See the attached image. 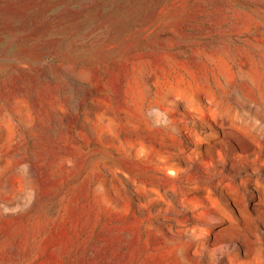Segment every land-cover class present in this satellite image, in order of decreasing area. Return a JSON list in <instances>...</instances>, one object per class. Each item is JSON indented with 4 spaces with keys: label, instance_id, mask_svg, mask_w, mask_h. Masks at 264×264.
<instances>
[{
    "label": "rangeland",
    "instance_id": "rangeland-1",
    "mask_svg": "<svg viewBox=\"0 0 264 264\" xmlns=\"http://www.w3.org/2000/svg\"><path fill=\"white\" fill-rule=\"evenodd\" d=\"M0 264H264V0H0Z\"/></svg>",
    "mask_w": 264,
    "mask_h": 264
}]
</instances>
